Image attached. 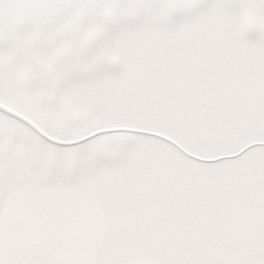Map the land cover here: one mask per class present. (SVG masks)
<instances>
[{"label":"snow or ice","instance_id":"1","mask_svg":"<svg viewBox=\"0 0 264 264\" xmlns=\"http://www.w3.org/2000/svg\"><path fill=\"white\" fill-rule=\"evenodd\" d=\"M0 264H264V0H0Z\"/></svg>","mask_w":264,"mask_h":264}]
</instances>
